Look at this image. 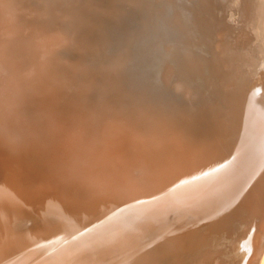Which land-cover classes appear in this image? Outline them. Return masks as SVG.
<instances>
[{
    "label": "bare ground",
    "instance_id": "bare-ground-1",
    "mask_svg": "<svg viewBox=\"0 0 264 264\" xmlns=\"http://www.w3.org/2000/svg\"><path fill=\"white\" fill-rule=\"evenodd\" d=\"M26 2V0H0V153L5 152V156H9L7 158H3V164L0 162V166L3 168L4 165L5 167V174L0 171V264H143L142 262H144L145 257L140 255V252L141 249H143L142 246L145 244L142 242V236L140 238L138 237L140 229H138L137 232L136 230H133V226L130 227L128 224L121 223L114 216V212L116 213L119 209H123L124 205L126 206L127 204H130L133 205V208L142 207L145 210L146 208H149L150 210L147 209L149 212L146 211V213H149L151 216L152 212L153 214L155 212V214L157 213L156 215H158L157 211L158 209L160 210V208H158L157 211H153V209H155L156 206H167L163 205L165 203H171L172 206L173 204H178L179 208H181L180 206L185 207L191 204V208L192 205L196 206L195 211L202 212L208 208L214 209V206L219 202L218 199L225 198V196L233 199L232 203L235 202L234 206L238 203L239 205L237 206L242 205L244 207L243 210L248 216V223L246 222L244 231L240 230V232L243 233L242 235L247 239V242L252 245L255 257H258L257 259L261 260H259L261 264H264L263 93V99L261 98V102H259L252 90L255 85L253 87L252 85L249 86L248 84H251V82L247 83V81H245L246 85L242 86V81H240V85L237 84L236 87H231L233 89V94L231 95L234 97L232 99L233 101H231L232 105L230 103L231 107L228 109L226 114L224 115L218 111V113L220 112V114H222V117H219L215 109L214 111L211 110L212 113L209 112L210 110H207L208 105L205 107L203 106L205 109L203 107H198L201 108L199 111L203 109V113L206 110L208 111H206L205 116L208 113V117L211 119V122L209 124L208 122L210 120L207 122V118L204 114H200V112L198 114V111H196L201 120L195 121V123L197 122V125H199V122L201 121L200 123L202 128H199L198 126L199 130L201 129L200 131L197 129L198 132H200V135H196V137H198L194 139L186 136L187 134L183 131L182 126L180 129L177 127L173 128V126L172 130H170L171 128H167L166 130L165 128H161L162 125L160 127L159 123V127L156 124L153 125V123H151L153 126H150V114L152 113L150 110H146L147 108L143 112L145 117L148 119L147 127L143 128L140 126L139 122H134L133 124V122L129 121L127 118L128 116H125V113L129 108H126L125 111L124 105L117 107L116 104V107H114L110 101H104L106 98L101 99L103 96H100V99L98 100H103L104 103L102 104L104 107H102L105 112L107 111L108 114H110V116L105 115L104 113L98 115L99 111L95 112L94 115L86 117H83V115H76L73 123L75 124L74 128L66 133L67 130L64 132V129L60 127L64 124L61 123L60 125L61 120L57 119L59 115L55 114V109L52 108L49 103L51 100L52 103L57 100L56 97L59 95L57 89L61 85H67L71 79L74 80V73L71 74V76H62L58 74L59 64L57 63H59V61H57L55 54L57 47H63V45H67L72 41L74 42V40L66 34V31H62L60 24H57V20L55 21L56 23H52L53 19L50 16H46L43 23L42 16L37 11H33L32 9L30 10ZM161 2H163V0ZM108 3H110V1ZM175 6H177V8L174 12H177L178 17H174L175 15H173L172 19H175L177 22L179 20L180 23L178 22V24L181 26H178L179 28H177L180 30L175 28L177 25L175 27H168H171L172 29L175 28V30L177 29V33L180 31V55L182 54V59L180 60L183 62L182 65H179V67L182 66L180 71H175V74L176 72H182L183 82L181 80L182 83L179 87H181V95H183V106L184 108L187 107V109H190L191 102L196 100L199 105H202V101L205 99L200 100L201 97L197 92L198 90H192L193 86H196H192L191 84L193 75L196 76L194 79L196 80V84L199 86L197 80L200 79V59H203V56L198 53L199 49L192 51L193 49H191L190 44L193 43L195 39H210V41L207 40L210 42V45H206H208V48L210 46V50L213 49V51H215L216 57L214 58H216V66L214 70L217 76L219 75V71H221V69L228 66L226 64H229L230 67L238 65L241 68V65H239L240 62L243 61L248 63L249 61V65L250 61L253 60L248 55V48L251 46L253 41L255 42L256 35L259 39V44L264 42V0H177ZM63 7V11L67 12L65 11L67 6L64 5ZM168 8L169 7H167V9ZM172 8L173 6L169 10ZM122 9L121 14L123 17L124 9ZM115 11L113 13L112 9L111 14H113V16L115 15ZM142 11L145 10L143 9ZM171 11H169V13ZM147 13L149 14L150 12ZM116 17L120 18L119 15H115V18ZM115 18L114 20H116ZM109 19H113V17ZM99 20L97 22H99ZM114 20L112 22H115ZM123 20L126 21L127 19L119 20L117 18L118 22ZM118 22L116 23L119 24ZM57 25L59 26L57 27ZM260 29L261 35L258 36ZM101 31L102 35H107L105 34L106 32L103 34L102 29ZM108 32H110V30ZM111 33H108L107 36ZM177 33L175 32V34ZM161 36L159 38H161ZM105 37L103 38L105 39ZM167 44L170 45L169 43ZM177 46H175V48ZM214 47L215 49L216 47L218 49L214 50ZM255 48H258L259 53L257 61H259L261 65L260 67H264V48L261 45H256ZM150 49L152 48L150 47ZM172 49L169 48L171 51ZM16 51L23 52L28 56L29 62H32V67L30 69L20 71L22 62L16 63L14 59ZM255 52L256 51H254V53ZM209 55H213L212 52H210ZM27 60L23 62H26ZM224 65L226 66L224 67ZM176 66L173 67L169 64L170 71L173 72L174 68L177 69L178 67ZM117 67H121V65ZM233 67L231 68L233 69ZM121 68H123V66ZM121 68L119 69L121 70ZM244 68H246V66ZM244 70L246 73L247 69ZM227 73L232 74V72L229 71ZM260 73L262 76L261 78H258L264 81V69L261 70L259 74ZM233 74L235 75V73ZM115 75L118 74L116 73ZM110 76L109 79L106 80L109 81ZM120 76L121 75L118 77ZM223 77L224 75L221 78L224 79ZM227 78L228 79L225 81L229 80V77ZM101 79H103V76ZM237 82L234 81V83ZM121 83L124 85L123 82ZM259 83L261 84L262 82ZM221 84L226 86V83ZM228 84H230L229 81L227 86ZM208 85H210V87ZM208 85V89H211V86L212 88L214 87L212 84ZM121 87L123 86L121 85L119 89H121ZM127 87H125V89ZM204 87L206 88V86ZM82 90L83 89H78L79 93H77L80 95L76 94V92L73 93V95H75V97L73 96L74 98H77L78 96L81 97L78 101H82L83 98L85 100V96L80 93ZM126 90H122V93ZM172 90L175 91L174 88ZM228 90L231 89L228 88ZM96 91L97 90H95V92ZM150 91L152 90L150 89ZM255 94H257V91ZM124 95L126 96L127 94L125 93ZM143 96L142 98L145 102ZM191 96L194 97V100H190ZM112 97L113 96H111V99ZM139 97L137 99H140ZM226 98H228V96ZM137 99H135V101L138 103ZM116 100L118 99L116 98ZM129 100L130 99L127 101ZM38 101L39 106H42V104H44V106L40 107L41 116L38 114L39 112L35 113L37 116L35 118V123L38 118L41 117L43 119L36 125L34 120L31 118V111L29 110L30 106H28V102H31L29 105L32 107V103L36 104ZM115 102H113V104ZM68 103L71 102L69 101ZM208 103L206 101L204 105ZM227 103L229 104V101ZM80 104L83 105V102H80ZM47 106H50L51 111H47ZM44 108H46V110ZM195 108L196 107H194V109ZM210 108H212V105ZM134 109L137 108L135 107ZM81 110L82 109H80V111ZM72 112H74V110H72ZM185 112L186 111H184V113ZM222 112L224 111L222 110ZM193 113H195V111ZM193 113L190 114L193 115ZM180 115L183 116V113ZM223 115L226 117H223ZM182 116L181 118H183ZM194 117L196 120L199 119L196 118V115ZM187 118L190 117L188 116ZM57 120L59 121L57 122ZM134 120L136 121L137 118ZM156 121H158V118H156ZM185 122H187V120H185ZM193 122L191 121V123ZM188 123H186V126H188ZM197 125L194 126L197 128ZM191 126H193V124ZM165 127L167 126L165 125ZM50 128L55 130L56 133L50 134L51 132H48ZM47 133L53 138L50 139V136L47 135ZM51 151L54 152L52 155H50ZM32 158L41 160L45 158L47 165L50 164L51 160L53 161L46 169V172L48 173L46 174V177L44 178L41 175L43 179L39 180L38 183L34 182V184L31 183L32 179L30 180V178L32 177H28L30 176V171L28 172L27 170V165L31 163L29 161ZM47 165L43 167H47ZM33 170L36 169L33 168ZM159 203L160 206H158ZM228 203H230V201ZM225 204L229 209L227 203ZM231 204L230 206H232ZM184 207L182 208L184 209ZM227 208L224 210H227ZM95 209L99 210L97 217H95L93 213V210ZM169 209H171V207ZM232 209L233 208H231L230 211H232ZM175 210L180 212L178 208L174 209V211ZM243 210L241 209L240 211ZM133 211L134 210L132 209V213H135L136 210L134 212ZM128 212L131 213V211ZM170 212H168V214H170ZM226 212L223 211V213ZM238 212L239 211L236 210V213ZM48 213H53V216H50V218H52L50 227L45 226V223L47 222L46 219L48 217H45V222L38 219L39 215L42 219V216H46ZM164 213V217L168 216L166 212ZM183 213L185 214L184 211ZM236 213L234 214L236 215ZM136 214H138V212ZM222 214L220 213V215ZM177 215L178 214L176 213L175 216ZM194 215L195 214H193V216ZM229 215H231V213ZM24 216L27 218H34L35 222L32 220V227L25 229L26 227L22 223H18L16 221ZM175 216L174 219L177 220L178 218ZM199 216L196 217L197 220H199ZM217 216H219V214L216 215V217ZM152 217H155V215ZM206 217L208 218V216ZM216 217L213 219L219 218ZM165 218L166 221L170 219L169 217L168 219L167 217ZM180 218L181 217H179V219ZM141 219L142 218H140V220ZM223 219H225V217L220 220ZM164 220L162 221L163 224H165ZM190 220L191 219H189V221ZM152 221H150L149 232L150 246H152L155 241V235L157 233L156 228L154 229L155 226ZM182 221H184V219ZM145 222L148 223V220H145ZM235 222L233 225L238 224ZM242 223L240 224L242 225ZM176 224L174 225L175 227L177 226ZM213 224L215 225V223ZM171 225H173V223ZM230 225H228V227ZM128 226L130 228H128ZM184 226L186 227V225H183V227ZM204 226H206V228L210 227L208 225ZM204 226L202 227V230ZM215 226L218 227V224ZM222 227L223 226H221V228ZM196 228L194 230H196ZM147 235L149 234L147 233ZM202 235L203 234H201V236ZM236 237L238 238L240 236L238 235ZM217 252L218 251H216V253ZM249 257L252 259L251 256ZM214 258L209 259L208 255L204 253L198 261V264H216V261L218 260H215ZM250 261L251 260L249 259V262ZM156 262L157 261H152L150 264H157ZM221 262L223 264V260ZM251 262L254 261L252 260ZM241 263L243 262L241 261L240 264ZM144 264H146V261Z\"/></svg>",
    "mask_w": 264,
    "mask_h": 264
},
{
    "label": "rangeland",
    "instance_id": "rangeland-1",
    "mask_svg": "<svg viewBox=\"0 0 264 264\" xmlns=\"http://www.w3.org/2000/svg\"><path fill=\"white\" fill-rule=\"evenodd\" d=\"M26 1H27L26 4H27V6H29L30 10L32 9L33 11H37L42 16V22L43 23H44L45 17L46 16H50L53 19L52 23H56L55 21L57 20L58 21L57 24H60V27L62 28V31H64V32L66 31V34L69 37H71L72 40H74V42L72 41L73 43L69 42L67 45H63V47H57L56 51H55L56 59H57V61H59V63H57V64H59V66H58V68H59L58 74H60L62 76H71V74L74 73V80L71 79V81L67 85H61L57 89V91L59 93L58 97L60 99L58 97H56L57 100L55 102L52 103V100H51L50 103H49V105L52 108L55 109V111H56L55 114L59 115V117L57 119L61 120L60 121V125H61V123L64 124L63 126L61 125L60 127H62L64 129V132L67 130L66 133L68 131H71L74 128L75 124H73V123H74V119H75L76 115H83V117H86V116L94 115L95 112L99 111L98 115H101L102 113H104L105 115L110 116V114H108L107 111L105 112L104 109H103V107H104V105L102 104V103H104L103 100L102 101L98 100V99H100V96L101 97L103 96L101 99L106 98V99H104V101H106V102L110 101L114 107H116V104H117V107H121V105H124L125 111H126V108L127 109L129 108L127 110V112L125 113V116H128L127 118L129 119V121H132L133 124H134V122H137V123L139 122L140 126H142L143 128L147 127V124H148L147 120L148 119L143 114L144 110L147 108L146 110H150V112L152 113V114H150L151 115L150 116V126L152 125L151 123H153V125L156 124L158 127H159V124H160V127L162 125L161 128H163V129L165 128V130L167 128H169V129L171 128L170 130H172L173 126H174L173 128L177 127V128L180 129L181 126H182L183 131L185 132V134H187L186 136H188V138L194 139V138H197L200 135L199 134L200 132H198V130H199V128H202L201 123H200L201 121L199 122V125H197V122L195 123V121L201 120L200 117H198L199 112H200V114L203 113V111H202L203 109L201 110L202 112L199 111V109H201L203 106L205 107V106L208 105L207 106L208 107L207 110L208 111L210 110L209 112H211V110L214 111V109H215V111L217 113H218V111H220L222 114L225 115L226 112L228 111V109L232 105L231 101H233L232 99L234 97L233 95H231V94H233L232 93V90H233L232 88L236 87L237 84H239L240 81H242V86L246 85L245 81H247V83L251 82V84H248L249 86L252 85V87H253L255 85L253 87L254 89H252L254 91V93L253 92L252 93L257 97L256 99L259 102H261V98L264 95V88H263L264 87V83H263L264 81H262V79H259L262 76V74L261 73L259 74V72L261 70H263L264 67H260L261 65H260L259 61H257L259 53H258V48H255L256 45H261L264 48V42L261 41L262 43L259 44V39L257 38V35L255 37V42L253 41L251 43V46L249 47L250 49L251 48L252 49L250 50L248 48L249 53L251 55L247 52L248 55L250 56V58L253 61H250L249 65H248L249 61H248V63L242 61V62H240L241 64L239 63V65H241V68H240V66L236 65L237 67L234 66L236 69L233 66H231V67H233V69H232L229 66V64H226V65H228L227 66L228 68L225 67L226 65H224L225 68L221 69L222 72L219 71V75L218 76H220V77H218L216 75L215 70H214L215 66H216V64H215V59L216 58H214V57H216L215 51H213V49L210 50V46L208 48V45H210V42H209L210 39L209 38H206V40H197V39H195V41L190 44V47H191V49H193L192 51H195V50L199 49L198 53L202 54L203 59H200V62H201L200 63V70H199V78L200 79L197 80V83L199 84V86L196 84V80L194 79V78H196V76L193 75L192 76L193 80H191L192 86L196 85L200 89L197 88L196 86H193L192 90H194V89H195V91L198 90L197 92L199 93V95L201 97L200 100H202L204 98L206 100L204 99L205 102L202 101V105L201 104L199 105L196 102V100H194V97L191 96L190 100H194V101L191 102L190 109H194V107H196V108L194 110L187 109V107L184 108V106H183L184 105V100L182 99L183 95H181L182 94L181 93V87H179L180 84L183 82V77H182V74H181L182 72L181 73H179V72L177 73L176 72V74H175V71H180V68L182 66L179 67V65H182V62H183L182 60H180V59H182V54L180 55V53H181V50H180L181 49L180 48V46H181L180 44L181 43H180V33H179L180 31L177 33V29L179 28L178 26H181V25L178 24L179 20L177 22V21H175V19L174 20L172 19L173 15H175L174 17H178L177 16V12H174V11H176V8H177V6H175L177 0L176 1L175 0H170V1L169 0H163V2H161L162 0H118V1H116V0H26ZM109 1H110V3H108ZM165 1L168 2V3H166ZM150 2H151L152 6L150 5ZM116 3H118L119 5L116 4ZM135 4H137V5H135ZM64 5L67 6V9L65 10L67 12L63 11V9H64L63 6ZM61 6H62V8H61ZM166 6L169 7V8L167 9ZM172 6H173V8H172L173 10L172 9L171 10L173 12L171 10H169ZM111 8L113 9V13H114V11L116 9L117 12L115 11V15L116 16L119 15L120 18L119 17L115 18V15L113 16V14H111L112 13V9ZM122 8L124 9V13H123L124 16L123 17H122V14H121L122 13V11H121ZM143 9L145 11H142ZM168 10L171 11V12L169 13ZM127 11H128V14H127ZM147 12H150V13L148 14ZM171 13H173V14H171ZM125 14H127L128 16L125 15ZM99 16H100V18H99ZM111 16L113 17V19H109V18H112ZM121 17H122V19H127V20L126 21L123 20L124 22L123 21L118 22L117 18L119 20H122ZM95 18H97V19H95ZM114 18L116 20H114ZM107 19L110 20V24L111 25L109 24V20H107ZM98 20H99V22H97ZM113 20L115 22H112ZM172 21H174V22H172ZM95 22H97L98 25ZM116 22H118L121 26L119 24H117ZM112 23H115V24H112ZM163 25H165V26H163ZM166 25H167L168 29L166 28ZM183 25H184V23H183ZM58 26L59 25H57V27ZM100 26H101V28H100ZM110 26H111V28H110ZM115 26H117V27H115ZM168 26H171V27L172 26H174V27L176 26L175 28H177V27L178 28L175 30V28L172 29L171 27H168ZM101 29L103 30V34L106 32L105 34H107V35H108V33H111L112 30L114 32L112 31L113 34L111 33V34H109V36L102 35ZM120 29H124V30H120ZM109 30H110V32H108ZM178 30H180V29H178ZM122 31H124V32H122ZM162 31H164V32H162ZM170 31H172V32H170ZM175 32L177 34H175ZM162 33H163V35H162ZM169 33H171V34H169ZM159 34H160V36L161 35L163 36V39H162V36H161V38H159L160 37ZM260 35H261V29H260V33L258 34V36H260ZM101 37H102V39H104L103 37H105V39L102 40ZM99 38L101 39V41H100ZM191 38H193V37H191ZM79 40H80V42H79ZM177 40H179V41H177ZM207 40H209V41H207ZM167 43H169L170 45H168ZM206 44H208V45H206ZM171 45H172V47H171ZM103 46H105V47H103ZM175 46H177V47L175 48ZM150 47L152 49H150ZM169 48H171V49L173 48L172 51L169 50ZM101 49H102V51H101ZM177 49H179V50H177ZM217 49H218L217 47H216V49L214 47V50H217ZM202 50H204V51H202ZM208 50L210 52H212L213 55L210 56L209 55L210 52ZM254 51H256L255 52L256 54L254 53ZM252 52L255 54V56H254V54ZM198 53H197V56L199 58ZM256 56H257V58H256ZM205 58H206V60H205ZM14 59H15L16 63H21L22 62V67H21L20 71L21 70H28V69H30L32 67L31 66L32 62L31 63L29 62L28 56L25 53H23V52L16 51L15 55H14ZM25 60H27V61L23 62ZM259 60H260V56H259ZM169 64H171L173 67L178 65V66H176V67H178L177 68L178 70L174 68V71L171 72L170 68H169ZM120 65H121V67L123 66V68L117 67V66H120ZM243 65H245L246 68H244L245 66H243ZM119 68H121V70L122 69L123 70L121 71ZM118 69H119L120 72L118 71ZM227 69H228L229 72H232V74L227 73L228 72ZM230 69H231V71H230ZM244 69H247L246 73L244 72L245 71ZM223 70H226V71H223ZM233 70H235V71H233ZM236 71H237V73H236ZM241 71H243V72H241ZM75 72H76L77 75L75 74ZM116 73L118 75H115ZM171 73H173L174 75L171 74ZM233 73H235V75ZM112 74H114L115 76L112 75ZM242 74H244V75L246 74V75L244 76ZM110 75L112 77L114 76L113 79H112V77ZM119 75H121V76L118 77ZM223 75H224V77H223L224 79L221 78ZM102 76H103V79H101ZM109 76H110L111 82H110V80L109 81L106 80V79H109ZM123 76L125 77V79H124ZM233 76H234V78H233ZM241 76H243V77H241ZM121 77H123V78H121ZM181 77H182V79H181ZM227 77H229L228 81L230 83V84H228V86H227L228 81H225V80L228 79ZM235 77H236V79H235ZM116 78L119 81L123 82L124 85L121 82H119ZM57 79H58V77H57ZM181 80H182V82H181ZM231 80L232 81L234 80L236 82L238 80L239 81L237 83H234V81L232 82ZM243 80H244V82H243ZM95 81H96V83H95ZM113 81H114V83H113ZM211 81H212V83H211ZM214 81L217 82V83H215ZM223 81H225V82H223ZM258 81L262 82V83L260 84ZM213 82H214V84H213ZM221 83H224V84L226 83L225 85L231 90H228V88L226 86H224L223 84H221ZM233 83H234V85H233ZM85 84H87V85H85ZM92 84L93 85L95 84L96 86L95 85L93 86ZM110 84H113V85H110ZM208 84H212V85H214V87L212 88V86H211V89H208L210 87V85H208ZM217 84H218V86H217ZM84 85H85V87H84ZM121 85L123 86V87H121V89L122 90H126L127 89L126 90L127 92L124 91V93H122L123 91L121 89H119V87ZM229 85H230V87H229ZM257 85H259V86H257ZM260 85H263V86H260ZM82 86H83V88H82ZM106 86H108L109 88L106 87ZM111 86H113V87H111ZM204 86H206V88ZM125 87H127V88L125 89ZM194 87H196V88H194ZM112 88H114V89H112ZM117 88H118V90H117ZM173 88H174L175 91L172 90ZM220 88H221V90H220ZM78 89H83L80 93H82V95L85 96V100L83 98L82 101H78L81 98L79 96H78L79 98L78 97L74 98L75 95H73V93L76 92V94H78L79 93ZM150 89L152 91H150ZM95 90H97V91L95 92ZM101 90H102V92H101ZM109 90H111V91H109ZM119 90H120V93H119ZM128 90H129V92H128ZM176 90L178 91V94H177ZM217 90L220 91V92H218ZM255 90L257 91V94H255V92H256ZM113 91L116 92V93H114ZM133 91H134V93H133ZM199 91L200 92L202 91L201 92L202 96H201ZM103 92H104V94H103ZM107 92H108V94H107ZM131 92H132V94H131ZM150 92H151V94H150ZM216 92H217V95H216ZM125 93L128 96L127 95L125 96L124 95ZM204 93H205V95H204ZM262 93H263V95H262ZM92 94H94V95H92ZM78 95H80V94H78ZM115 95H117V96L114 97ZM145 95H146V97H145ZM111 96H113L112 99H111ZM132 96H134V97H132ZM142 96L144 97L146 103L144 102ZM227 96H228L229 100H228V98H226ZM129 97H131V98H129ZM138 97L140 99H137ZM220 97H221V99H220ZM116 98L118 100H116ZM74 99H77V100H74ZM128 99H130V100L127 101ZM131 99L132 100L134 99L133 101L136 104H134ZM135 99H137L138 103L135 101ZM111 100L113 102H115V100H116L117 103L115 102L113 104V102ZM214 100L217 101V102H215ZM39 101L36 102V104L32 103V107H31V105H29V104H31V102H28L29 103L28 106H30V108H31V109L29 108V110L31 111V118L34 120V123H35V118L37 117L35 115V113L39 112L38 114L41 116L40 107L44 106V104H42V106H39ZM69 101L71 103H68ZM72 101H73V103H72ZM122 101H123V103H122ZM206 101H207V103L208 102L209 103L204 105V103H206ZM222 101H224V102H222ZM228 101H229V104L227 103ZM80 102H83V105L80 104ZM125 102H126V104H125ZM131 102H132V104H131ZM230 103H231V105H230ZM133 104H134V106H133ZM141 104H142L143 108L141 107ZM91 105H92V107H91ZM139 105H140V107H139ZM211 105H212V108H210ZM50 106H47V111L48 112L51 111L50 110ZM131 106H133V107H131ZM89 107H91V108H89ZM135 107L137 109H134ZM198 107H201V108H198ZM75 108H77V109H75ZM86 108H87V110H86ZM197 108H198V110H197ZM44 109L46 110V108H44ZM80 109H82V110L80 111ZM130 109H132V110H130ZM140 109H141V111H140ZM72 110H74V112H72ZM129 110H130V112L128 113ZM159 110H161V111H159ZM222 110L225 113L222 112ZM87 111L89 112V114H88ZM184 111H186V112L184 113ZM187 111H188V113H187ZM194 111H195V113H193ZM196 111H198V114L196 113ZM206 111L203 113L204 116L206 114ZM180 112L183 113V116L180 115V114H182ZM220 112L218 113V115H219V117H222V114H220ZM190 113H193V115H191ZM132 114H133V116H132ZM194 114L196 115V118H199V119L196 120L195 117H194L195 116ZM203 114H202V116H203ZM178 115H180V116H178ZM224 115H223V117H226ZM134 116H136V117H134ZM181 116L183 118H181ZM188 116L190 118H187ZM205 117L207 118V122H208V120H210L208 122L210 124L211 119H209L208 113H207V115ZM136 118H137V120L135 121L134 119H136ZM143 118H145V119H143ZM156 118H158L159 122L156 121ZM38 119L36 120V123H35L36 125L39 124L40 120H42L43 118L40 117ZM59 120H57V122ZM140 120H141V123H140ZM153 120H155V121H153ZM185 120H187V122H185ZM191 121L192 122L194 121V122L191 123ZM188 122H190L191 125L193 124V126L197 125V128H196V126H194V127L191 126L190 123H188ZM186 123H188V126H186L187 125ZM165 125L167 127H165ZM198 126H199V128H198ZM50 129L48 131L49 133L51 132L50 134H55L56 133L55 130H53V129L50 130ZM196 130H197V132H196ZM194 131H195V133H194ZM188 132H190V133H188ZM50 134L47 133V135L50 136V137L49 136L48 137L51 139L53 137H51ZM196 135H198V136L196 137ZM52 153H54V152L51 151L50 155H52ZM7 157H9V156H7ZM7 157L5 156V152L0 153V162L2 163L3 158H7ZM10 158H11V155H10ZM29 162H31V163H29L27 165V170H28V172L30 171L29 172L30 176H28V177L29 178L32 177V178H30V180L32 179L31 183L34 184V182L38 183L39 180H42L43 177L44 178L46 177V174H48L46 172L47 171L46 169L48 168V166H50L51 162H53V161L51 160L50 164L47 165L46 164L47 162H45V158H43L42 160L41 159L32 158ZM34 162H36V163H34ZM43 163H45V164H43ZM31 164H32V166H31ZM46 165H47V167H43V166H46ZM33 168L36 169V170H33ZM31 170H33V171H31ZM0 171H1V173L5 174L4 165H3V168L0 166ZM34 172H36V173H34ZM3 174H2V176H3ZM33 184H30V185H33ZM228 200L230 201V203H228L229 202ZM232 200H233L232 198H227L225 196V198L218 199L219 202L214 206V209L213 208L212 209L208 208V209L203 210L202 212L195 211L196 210L195 209L196 206L192 205V208H191L190 207L191 204H189L188 206H185V207L184 206H180L181 208H179L178 204H176V205L173 204V206H172L171 203H165L163 205H167V206H165V207L164 206H161V207H157L156 206V208L153 209V211H157V209L160 208V210L158 209L157 212H158V215L159 214L161 215V217H160V215L159 216L156 215L157 213L155 214V212L153 214L152 211H151L152 212V216L155 215V217H152L149 213H146V211H148L147 209H149V208H146V210L144 208H142V207H135L134 206L135 208H133V205H130V204L128 205L127 204L126 206L124 205L123 209H119L116 213L114 212L115 215L114 214L113 215L121 223L128 224V225H130V227L133 226L132 227L133 230L137 231L138 229H140L139 231L142 234L138 233L139 234L138 237L140 238L142 236V242L145 244L144 246L147 247L146 248V247L142 246L143 249H141V252H140V255L145 257L144 262H142L143 264L145 263V261H146V264H150L152 261H157L156 262L157 264H181V263H183V264H198V261L200 260L201 256L204 253H206L208 255L209 259H213L214 256H215L214 259L218 260V261H216L217 262L216 264H218V263L222 264V262H221L222 260H223V264H237V263L240 264L241 261L243 263L246 262L247 264H250V263L254 264L255 262H256L255 264H261V262H260L261 260L259 259L260 260L259 261L257 259L258 257L256 258L255 254L253 253L252 245L249 242H247V239L244 238L243 235H242L243 233L240 232V230L244 231V228H245L244 226L246 225V222L248 223V216L245 213V211L243 210L244 207L242 205H240L242 207L239 208L240 206H237V205H239L238 203H236V205L234 206L235 202L232 203ZM225 203H227V205L229 206V209L227 208ZM222 204H224V205H222ZM230 204L232 206H230ZM158 206H160V203L158 204ZM169 206L173 210L169 209L170 208ZM223 206H224V208H223ZM130 207L134 211L136 210L135 213H132V209ZM182 207H184V209L185 208L186 209L184 210ZM193 207H194V209H193ZM139 208L140 209L142 208L141 211H140ZM166 208H167V210H166ZM176 208H178L180 210V212H177V210L174 211V209H176ZM226 208H227V210H224ZM231 208H233L232 211H230ZM234 208H235V210H234ZM209 209H210V211H209ZM241 209L243 211H240ZM222 210L225 211V212L227 211L226 212L227 214L223 213ZM236 210H238L240 212V213L238 212L239 216H238V213H236ZM98 211L99 210H97V209L93 210V213H94L95 217L98 216ZM120 211H122V212H120ZM128 211H131V213H129ZM183 211L185 212V214L183 213ZM192 211H195V212H192ZM211 211H213V212H211ZM137 212H138V214H136ZM164 212H166L167 215H168V216H165V217H167V219H168V217L170 219L172 218L171 220L170 219L167 220L168 223L166 221V218L164 217V214H165ZM168 212H170L171 215L168 214ZM53 213H55V212H53ZM53 213H50V214L48 213L46 216H42V219H41V217L39 215L38 219L39 220H43V222H45L47 220V222L45 223V226L50 227V224L52 223L51 222L52 218H50V216H53ZM176 213L178 214L177 216H175ZM182 213L184 215H187V214L188 215L184 216ZM220 213L221 214L223 213L222 214L223 216L220 215ZM230 213H231L232 216L229 215ZM234 213H236V215ZM133 214H136V215H133ZM193 214H195V215L193 216ZM215 214L216 215L219 214V216L216 217ZM196 215H198V216L200 215L199 218H198L199 220H197L196 217H198V216H196ZM204 215L208 216V218L206 216H204ZM120 216L122 217V219H121ZM174 216L178 218L177 219L178 221L179 220L180 221L178 222L177 220H175ZM237 216H238V218H237ZM45 217H48V218L44 221ZM179 217H181L182 219L181 218L179 219ZM200 217H201L202 221H201ZM215 217L216 218H218V217L219 218L220 217L224 218L225 217V219H223V220H220L222 218L213 219ZM242 217H244L246 219H244ZM140 218H142V219L140 220ZM161 218H162V220H161ZM164 218H165V220H164ZM193 218H195L196 220L193 219ZM183 219H184V221H182ZM189 219H191V220L193 219L192 222H191V220L189 221ZM206 219H207V221H206ZM32 220H34V218H30V217L27 218L26 216H24L22 218L17 219L16 221L18 223H22L26 227L25 229H27V228L32 227V222H33ZM145 220L146 221L148 220V223H146ZM163 220H164V223L166 225L162 223ZM238 220H240V221H238ZM150 221H152V223L155 226L154 229L156 228V231H157V233L155 235V241L156 242L154 241L152 246H150V233H149L150 232ZM158 221H160V222H158ZM231 221L232 222L234 221L235 223H238V224H235L236 225L235 226V225H233L234 222L232 224ZM34 222H35V220H34ZM174 222H175V224L177 223L176 227H178V228H176L174 226L175 225ZM229 222H231V223H229ZM239 222L240 223L243 222L242 225ZM170 223L171 224L173 223V225H171ZM213 223H215V225L218 224V227L215 226ZM202 224L208 225L210 227L207 226L208 228H206V226H204ZM227 224L228 225L232 224V225H230L228 227ZM183 225H186V227L185 226L183 227ZM203 226H204V228L202 230ZM221 226H223V227L221 228ZM130 227L128 226V228H130ZM195 228H196V230H194ZM215 228H216V230H215ZM190 229H192V230H190ZM142 230H144V231H142ZM147 233L149 235H147ZM201 234H203V235L201 236ZM210 234H213V235H210ZM238 235L240 237L237 238L236 236H238ZM235 238H237V239H235ZM239 238H241V239H239ZM234 239H235V242H234ZM244 239H246V240H244ZM208 244H209L210 247L208 246ZM244 248H245V250H244ZM216 251H218L219 253L218 252L216 253ZM250 251H251V253H250ZM179 252H180V254H179ZM208 253H210V254H208ZM249 256H251L252 259ZM210 257H213V258H210ZM253 258H255V259H253ZM249 259L251 261L253 260L254 262H251V261L249 262ZM134 261H136V260H134ZM236 261H238V262H236ZM243 263H241V264H243Z\"/></svg>",
    "mask_w": 264,
    "mask_h": 264
}]
</instances>
